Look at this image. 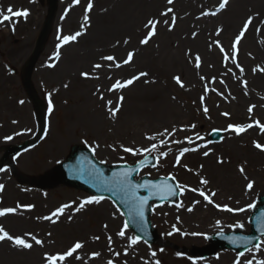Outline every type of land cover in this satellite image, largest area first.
<instances>
[{"label": "rangeland", "instance_id": "1", "mask_svg": "<svg viewBox=\"0 0 264 264\" xmlns=\"http://www.w3.org/2000/svg\"><path fill=\"white\" fill-rule=\"evenodd\" d=\"M175 1L169 4L164 0L158 14L145 13L140 21L136 15L128 21L126 15L134 12L141 0H91L90 11L87 10L90 0L78 3L57 0L54 20L32 75L43 108V138L26 152L9 157L0 167V185L4 186L0 191V210L16 209L0 216V226L13 238H23L33 246L23 248L7 238L0 241V264H48L47 256L63 255L77 242L83 247L56 264H156L157 261L235 264L237 260L240 264L249 261L260 264L264 261V237L244 253L231 249L218 250L208 257L199 253L201 248L212 244L211 238L217 233H250L253 210L259 198L264 197V148L256 147L257 143L264 146V128L260 127L264 125V82L255 85L252 80L254 74H264V0H229L223 9L219 8L221 0H205V4L202 1L196 14L198 19L214 17L212 28H202L211 31L209 43L219 59L217 64H209L208 70L200 69L199 80H191L174 68H164L155 53H149L144 63L139 62L136 46L130 41L136 30L141 40L145 39L151 30L145 26L147 22L158 21L157 17L168 9H172L165 15L168 25L172 24L173 16L176 24ZM49 5L50 0L44 3L0 0V10L5 15L9 7L14 12L29 13L27 17L13 16L11 21L0 24V160L9 149L31 139L38 131L36 109L24 79ZM240 5L244 10L242 16L228 29L225 25L234 23V8ZM203 12H216V15ZM249 17L252 23L237 45L238 51H234L235 38ZM224 28L227 31L223 32ZM77 32L82 34L75 41L64 43L63 37ZM157 35L155 27V35L144 44L145 48L148 46L147 53L158 43ZM166 43L169 52L175 54L179 39L171 37ZM221 46L224 52L220 51ZM71 53L82 65L61 71L72 69L67 65ZM129 53H133V58L125 64ZM225 53L229 55L227 61ZM106 56L115 60L103 59ZM197 56L200 68L204 59L199 53L192 55L189 62L197 65ZM251 62L253 73L248 69ZM96 64L101 67L95 68ZM214 65L217 71L213 70ZM134 77L139 78L131 85L113 88L117 82L124 84ZM175 77L180 78L183 87ZM108 89H113L112 93L107 94ZM168 101L178 107V117L174 116L168 123L157 122L158 115L152 117V111L165 107ZM109 108L119 110L112 115ZM230 125L245 126L246 130L237 134ZM214 130L222 133L219 142L209 139ZM172 131L174 143L167 146L170 140L166 136ZM75 145L89 148L97 161L107 165H133L146 155L156 157L157 163L144 168L137 179L171 177L180 190L177 201L153 205L150 220L159 235L157 243L149 245L128 226L125 229V218L111 200L56 182L55 167L67 159ZM152 145H156L155 150H151ZM125 148L137 150V154L126 152ZM170 148L173 150L169 152ZM200 148L208 151L219 172L223 169L227 174L230 170L241 184L253 183L250 190L254 207L249 209L248 216H243V222L220 224L212 232L195 225L196 218L190 216L195 211L186 209L184 187L196 185L205 189L207 186L202 183L207 177L200 164L204 159ZM45 157L48 165L42 166ZM93 198L99 203H85ZM28 205L33 207H25ZM61 208L62 214L53 215ZM240 224L242 228L238 227ZM122 230L125 235H118ZM197 232L202 235L192 238ZM33 237L42 243L36 244Z\"/></svg>", "mask_w": 264, "mask_h": 264}, {"label": "bare ground", "instance_id": "2", "mask_svg": "<svg viewBox=\"0 0 264 264\" xmlns=\"http://www.w3.org/2000/svg\"><path fill=\"white\" fill-rule=\"evenodd\" d=\"M202 1H204L205 4V0H176L175 7L177 12V22L173 27H171V30L169 29L172 24L168 25L164 23L165 20L168 21L166 16H158L157 18L159 23L156 28L158 31L157 37L159 38V41L154 46V49H151L148 53L146 51L148 46L145 48L144 44L141 43L142 40L139 37V31L136 30L137 32L135 31L132 33L130 41L136 46V59L139 62L142 61L144 63L149 53H155L154 55L160 57L164 68H174L182 73H185L191 80H199L200 73L204 72L205 69L208 70L207 66L209 64H217L219 59L218 55L214 51L215 49H213L209 43V36L212 34L211 31L202 28H212L215 23L214 17H207L205 19L201 18V20L198 19L199 15L197 16L196 14V11L201 7V5H203ZM163 4L164 0H141L139 5L134 8V12H130L126 15L128 17V21H131L136 17V15V20L140 21L141 17L145 13L158 14L160 11H158V9L163 6ZM240 6L241 7L236 6L234 8V23H229L228 25L223 24L227 26L228 29L231 28L233 24L235 25L238 18L242 16V12L244 10L242 5ZM204 13L205 12H203V14ZM137 26L139 25H136V27ZM225 31H227V28H224L223 32ZM171 37H177L180 41L175 54L170 53L169 49H167L166 41L170 40ZM196 52L202 55L204 59L201 64L202 67L200 68L189 62L191 56L197 54ZM67 57H70V63L67 65L72 69H63L61 71L75 70L82 65L75 54H68ZM252 64L253 62H251L249 68L247 67L251 70V72L253 69ZM200 69H202L201 72ZM213 70L217 71L215 65ZM252 80L255 82V85L262 83L264 82V74L256 73L254 74ZM104 83L106 84V82ZM105 84H103L104 87ZM106 93L109 94L112 92L108 89L106 90ZM152 114V117H155L156 114L158 115L156 117L157 122L162 121V123H168L174 116L178 117L179 110L174 102L168 101L165 107H157L155 112L152 111ZM169 134L170 135L166 136V138L170 140L169 143H167V146L174 143V131ZM203 149L204 148H200L202 156H204V159L200 160V164L202 165L203 171H205L204 173L207 177V186L205 189H203L202 185V188H198L196 185L184 187V198L187 204V211H189V209H191L189 212L195 211L194 214H190V216H194L196 218L195 225L201 230L210 229L212 232L216 230L220 224L227 225L230 221L234 223L243 222V216H248L250 212L249 209H251L249 205H254V201L251 198L252 192L246 184H241L240 181L235 180L236 175H234L230 170H227V174L223 169L222 172H219L218 167H216L214 162H212L213 159L210 157L208 151ZM172 150L173 149L170 148L169 152ZM174 150L177 149L174 148ZM205 152H207L208 155H204ZM41 163L42 166H47L48 157H45ZM192 189H196L197 191H192ZM200 192H204L208 195L212 202H209V200L205 199L204 196H201ZM213 192L215 193L214 196L211 195ZM185 202L182 203V208H184ZM217 205L220 207H217ZM225 206L233 209V211L230 212L225 210ZM239 209H243V211H239ZM201 235L202 234L200 232H197L196 237L192 238L195 239Z\"/></svg>", "mask_w": 264, "mask_h": 264}, {"label": "water", "instance_id": "3", "mask_svg": "<svg viewBox=\"0 0 264 264\" xmlns=\"http://www.w3.org/2000/svg\"><path fill=\"white\" fill-rule=\"evenodd\" d=\"M55 12V0H52L51 9L47 18L45 29L40 37L39 43L27 68L25 83L27 90L36 106L40 131L30 142L10 150L6 157L15 153L23 152L35 145L42 135V110L40 102L31 84L33 68L40 54L49 25ZM222 137L220 132H213L211 140L219 141ZM4 160L0 162V166ZM152 156L146 157L135 166H107L102 165L94 159L92 154L85 148L75 146L67 162L56 169L59 183H63L78 189H83L99 196L111 198L125 213L129 227L135 234L153 244L158 240L157 232L152 228L149 216L151 214V203L160 204L164 201H175L179 197V190L173 179L150 180L142 178L139 182L134 180L135 175L146 165L154 164ZM171 189L172 191H169ZM174 193V194H173ZM258 205L251 218V233H218L213 236V245L200 250L202 257L214 254L219 249L230 248L236 252L243 253L252 246L259 243L264 237V197L260 198ZM142 205V206H141ZM142 211V215L140 212Z\"/></svg>", "mask_w": 264, "mask_h": 264}, {"label": "snow or ice", "instance_id": "4", "mask_svg": "<svg viewBox=\"0 0 264 264\" xmlns=\"http://www.w3.org/2000/svg\"><path fill=\"white\" fill-rule=\"evenodd\" d=\"M76 2L78 3L79 0H76ZM228 2H229V0H221V3L219 4V8H220V9L225 8V6L228 4ZM168 3H169V4L173 3V0H168ZM92 7H93V5H92L91 0H90V2H89L88 5H87V10L90 11V10L92 9ZM171 11H172V9H168L167 12L162 13V15H167L168 12H171ZM6 12L8 13L7 15L4 14V11H3V10H0V24H3L4 21H11L12 18H13V16H15V17H19V16L27 17V15L29 14L26 10H24V11H16V12H14L13 9H12L11 7H9V8L6 10ZM209 14H211V15H216V12L204 13V15H209ZM157 23H159V21L149 20V21L147 22V24H146L145 26H146V27H149V26H150V29H151V30H150L148 36H147L145 39H143V40L141 41L142 44H147V43H148V40L151 38V36L155 35V27H156V24H157ZM164 23H165V24H168L169 22H168L167 20H165ZM174 23H175V16L172 17V25L170 26V29H169V30H171V27L174 26ZM251 23H252V18L249 17L248 20L245 21V23H244V25H243V28H242L241 32H240L239 35H237L236 38H235V41H234L233 46H232L234 51H238V49H237V45L240 43L241 38L243 37L244 33L247 31V29H248V27H249V25H250ZM81 34H82V33L77 32L75 35H71V36L63 37L64 43L67 44V43H69V42L75 41L76 38H77L78 36H80ZM217 35H219V31L217 32ZM126 42H127V41H126ZM217 44H219L218 41H217ZM220 51H221V52H224V48H223L222 46L220 47ZM132 58H133V53H129L127 59L124 60L123 63L127 64V63L131 62ZM224 58H225L226 61L229 59V55H228V53H225ZM103 59L108 60V61H114V60H115V57H113V56H106V57H103ZM196 59H197V65H196V66L199 67V66H200V65H199V56H197ZM116 66H117V67H120L119 64H117ZM94 67H95V68H100L101 65H100V64H96V65H94ZM237 67H239L238 64H237ZM240 70L243 71L242 68H241ZM229 71H231V69H229ZM82 75H84L85 77H87V76H88V73H82ZM141 75H146V74H145V73H141ZM138 78H139V77H134L133 79H129V80H127L124 84H121V83L117 82V83L113 86V88H122V87H126V86H128V85H131V84L134 82V80H135V79H138ZM174 79L176 80V82H177L178 84H180V85L183 87V84H182V82L180 81V78H179V77H175ZM110 90H113V89H110ZM101 99H103V96H101ZM122 100H123V97H120V101H122ZM21 103H23V101H21ZM109 104H111L110 101H109ZM50 109H51V104H50ZM118 110H119V109L109 108V111H110V113H111L112 115H115V113H116ZM204 111L207 112L208 109L205 107V108H204ZM249 111H251V109H249ZM224 115H228V114H227V113H224ZM257 124H259V122H257ZM192 127H195V125H193ZM247 127H252V125H247ZM260 127H261V128H264V125H260ZM229 128L234 129V130L237 132V134H239V133H241V132H243V131L246 130V127H245V126H240V125H230ZM165 131H167V130H165ZM8 139H11V137H9ZM150 139H154V137H150ZM177 143H181V141H177ZM256 147H257V148H264V146H262V145H260V144H258V143L256 144ZM155 148H156V145H152V149H151V150H155ZM124 151H126V152H130V153H132V154H134V155L137 154V150H134V149H132V148H125ZM143 151H150V150H149V149H144ZM184 151L186 152V151H188V149H184ZM164 155H166V153H165ZM204 155H208V153L205 152ZM240 170L243 171V168H241ZM202 183H207V181H202ZM3 187H4L3 185H0V191L3 190ZM247 187H248L249 189H251V188L253 187V183H252V182H249V184L247 185ZM169 191H172V190L169 189ZM192 191H197V190H196V189H192ZM173 194H174V193H173ZM200 195H201V196H204L205 199L209 200V202H212L211 199H210V197H209L208 195H206L204 192H200ZM211 195L214 196L215 193L213 192ZM92 202L99 203V200L96 199V198H93L92 200L85 201V203H92ZM141 206H142V205H141ZM25 207L31 208V207H33V206L28 205V206H25ZM65 207H67V206H65ZM80 207L83 208V207H84V204H81ZM217 207H220V206L217 205ZM249 207H254V206H253V205H249ZM225 210L230 211V212L233 211V209H231V208H227V206H225ZM15 211H16V209H14V208H9V209L0 210V216L5 215L6 213H14ZM189 211H191V209H189ZM239 211H243V209H239ZM62 213H63V208L58 209L56 213H53V215L62 214ZM142 214H143V213H142V211H141V212H140V215H142ZM45 219H51V217H45ZM238 227H241V228H242L243 225L240 224V225H238ZM124 228H125V229L127 228V224L124 225ZM118 235H120V236H124V235H125V232L122 230V231H120V232L118 233ZM193 235H196V233H193ZM6 238H7L8 240H14V243H15L16 245L21 246V247H23V248L31 249L32 246H33L31 243L26 242V240L23 239V238H19V237H17V238H13L12 236H10V235H9V234L3 229L2 226H0V241L5 240ZM33 239L35 240V243H36V244H41V243H42L40 240L36 239L35 237H33ZM97 239H98V237H97ZM109 239H111V238L109 237ZM135 242H136V241L134 240L133 243H135ZM82 247H83V245H82L80 242H77V243H75V245H74L71 249H69V250H68L66 253H64L63 255H60V254H57V255H49V256H47L48 264H56V262H57L58 260H59V261H63V260H65L67 257L72 256L73 253H74L77 249H80V248H82ZM94 255H99V254H98V253H95ZM153 255H155V253H153ZM241 255H242V254H241ZM156 264H160V262L157 261ZM235 264H240L239 260L235 261ZM249 264H251V261H249ZM260 264H264V261H261Z\"/></svg>", "mask_w": 264, "mask_h": 264}]
</instances>
